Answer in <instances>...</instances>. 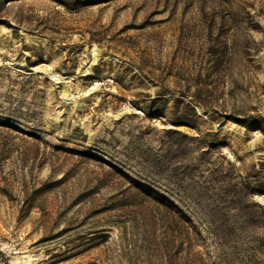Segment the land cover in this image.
<instances>
[{
	"label": "rangeland",
	"instance_id": "rangeland-1",
	"mask_svg": "<svg viewBox=\"0 0 264 264\" xmlns=\"http://www.w3.org/2000/svg\"><path fill=\"white\" fill-rule=\"evenodd\" d=\"M0 264H264V0H0Z\"/></svg>",
	"mask_w": 264,
	"mask_h": 264
}]
</instances>
